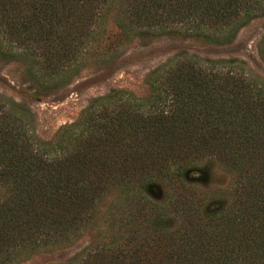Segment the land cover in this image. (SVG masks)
I'll list each match as a JSON object with an SVG mask.
<instances>
[{
    "label": "trees",
    "instance_id": "16d2710c",
    "mask_svg": "<svg viewBox=\"0 0 264 264\" xmlns=\"http://www.w3.org/2000/svg\"><path fill=\"white\" fill-rule=\"evenodd\" d=\"M262 17L264 0H0V59L23 62L30 81L52 90L89 63L111 64L136 39L224 46ZM257 52L264 62V34ZM145 83V98H95L50 141L38 138L28 109L0 94V264L91 230L85 248L53 264H264V82L237 59L181 51ZM204 161L237 179L218 210L182 201L170 221L131 197L153 177L184 178ZM113 191L119 201L100 224Z\"/></svg>",
    "mask_w": 264,
    "mask_h": 264
},
{
    "label": "rangeland",
    "instance_id": "374dc122",
    "mask_svg": "<svg viewBox=\"0 0 264 264\" xmlns=\"http://www.w3.org/2000/svg\"><path fill=\"white\" fill-rule=\"evenodd\" d=\"M110 27L111 24L108 29ZM263 34L264 17L251 21L237 33L231 44L224 46L172 36L136 39L121 48L119 56L111 64L89 63L63 86L52 90H42L30 81L23 62L0 59V94L28 109L38 138L50 141L60 127L74 122L99 96L127 90L140 98L147 97L146 75L181 51L205 59H237L264 82V62L257 52V44ZM236 180L222 165L204 161L195 163L184 178L153 177L147 182L148 188H141L143 192L131 197L142 198L158 209H166L161 217L173 221L178 215L172 214V205L182 201L189 202L198 212L218 210L227 204L237 188ZM118 201V193L113 191L97 216L100 224L109 220L106 210ZM113 216L116 218V213ZM97 234V230L88 231L69 246L38 254L20 264L63 262L85 248Z\"/></svg>",
    "mask_w": 264,
    "mask_h": 264
}]
</instances>
